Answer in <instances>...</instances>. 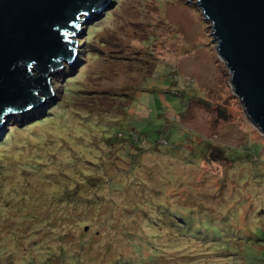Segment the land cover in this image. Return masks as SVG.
I'll return each mask as SVG.
<instances>
[{
	"label": "rangeland",
	"instance_id": "rangeland-1",
	"mask_svg": "<svg viewBox=\"0 0 264 264\" xmlns=\"http://www.w3.org/2000/svg\"><path fill=\"white\" fill-rule=\"evenodd\" d=\"M210 25L189 0L79 22L0 125V264H264V131Z\"/></svg>",
	"mask_w": 264,
	"mask_h": 264
},
{
	"label": "water",
	"instance_id": "water-1",
	"mask_svg": "<svg viewBox=\"0 0 264 264\" xmlns=\"http://www.w3.org/2000/svg\"><path fill=\"white\" fill-rule=\"evenodd\" d=\"M211 22L233 91L264 131V0H189ZM107 0H0V125L50 95L47 75L70 64V40Z\"/></svg>",
	"mask_w": 264,
	"mask_h": 264
},
{
	"label": "trees",
	"instance_id": "trees-1",
	"mask_svg": "<svg viewBox=\"0 0 264 264\" xmlns=\"http://www.w3.org/2000/svg\"><path fill=\"white\" fill-rule=\"evenodd\" d=\"M151 203H152V205H155L153 201ZM180 222H182V223L186 222L185 224H187L188 227H193V225L190 222H188V220H184V218H182V217H180Z\"/></svg>",
	"mask_w": 264,
	"mask_h": 264
}]
</instances>
